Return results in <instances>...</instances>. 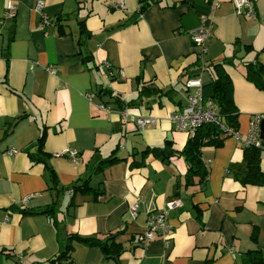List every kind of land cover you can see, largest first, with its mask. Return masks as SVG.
<instances>
[{
    "label": "crops",
    "instance_id": "obj_1",
    "mask_svg": "<svg viewBox=\"0 0 264 264\" xmlns=\"http://www.w3.org/2000/svg\"><path fill=\"white\" fill-rule=\"evenodd\" d=\"M39 1L0 0V264H49L72 234L115 236L124 252L107 258L99 246L73 241L71 264H247L253 252L264 264V186L235 178L245 172L241 140L202 149L206 184H187L183 156L144 153L167 141L185 148L189 134L169 117L187 107L188 80L214 81L216 63L233 81L238 130L247 139L252 117L264 114V91L246 78L248 65L264 66V0L257 18L237 14L233 0H41L52 20L45 28ZM143 1L149 4L140 12ZM203 14L215 27L201 57L190 32ZM104 62L122 73L110 80ZM143 86L160 93L139 99ZM116 97L131 103V115L158 125L139 130L116 109ZM40 139L44 159L35 161ZM69 148L79 152L78 164L64 155ZM111 155L121 161L95 173ZM86 179L98 198L73 193ZM173 199L183 205L168 213L172 234L140 244L148 214Z\"/></svg>",
    "mask_w": 264,
    "mask_h": 264
},
{
    "label": "trees",
    "instance_id": "obj_2",
    "mask_svg": "<svg viewBox=\"0 0 264 264\" xmlns=\"http://www.w3.org/2000/svg\"><path fill=\"white\" fill-rule=\"evenodd\" d=\"M141 4L140 12H143L149 2L147 3L146 1H143ZM213 72L215 76L214 81L210 85H206L203 88L204 98L213 100L217 104L221 115V123L232 129L230 131H223L217 124L203 125L197 130L194 136H190L189 141L181 152L174 150L171 143L168 141L164 148L147 149L144 152L145 154L152 153L154 156L167 161L174 156H183L188 163V170L186 174V181L188 185H194L196 179H198L201 184H206L207 182L209 171L207 165L204 164L202 160V149L207 146L218 148L223 144L225 139L233 137V131H239L240 111L235 104L233 81L222 63L214 64ZM246 78L258 89L264 91V66H253L252 64L248 65ZM153 93L159 94L160 91L155 88L150 89L149 86H143L140 90L139 99L150 94L152 95ZM115 103L118 105L116 109L120 108V110L129 108L131 104L129 102L125 103L124 101H121L118 97L115 98ZM39 143L37 154L32 155L35 161H41L44 159L41 151L44 145L43 139H40ZM263 153L264 141L262 142L261 147H257L256 145L245 146L243 152L245 172H235V178L244 186H264V173L261 170ZM120 161L121 160L118 157L111 155L100 161L95 173L103 172L108 167H111ZM52 170L51 174L53 175L54 171ZM73 193H81L84 195L94 194L95 198H98L99 195H101V192H98L90 186V179L78 180L74 184ZM49 211L51 210H44L43 212ZM73 241H78L89 246H99L103 249L107 258H117L124 252L123 247L115 243V236H110L106 241H102L96 237L85 238L77 234H72L66 239H60V253L53 260H51L49 264H71L70 254L74 249ZM247 256V264H262L260 254L258 252H253Z\"/></svg>",
    "mask_w": 264,
    "mask_h": 264
},
{
    "label": "built area",
    "instance_id": "obj_3",
    "mask_svg": "<svg viewBox=\"0 0 264 264\" xmlns=\"http://www.w3.org/2000/svg\"><path fill=\"white\" fill-rule=\"evenodd\" d=\"M237 14L245 16L247 18H257V2L258 0H233ZM45 4L43 1H39L35 6V12L42 17V26L47 27L52 20L43 12ZM117 7V6H115ZM218 7L215 5L214 8ZM7 16L10 18L15 17V6L9 3ZM200 26L190 32L192 40L196 46L201 49V57L207 53V43L213 36L214 22L208 15L203 14L200 16ZM104 69L106 75L110 80L115 77V74H121L122 72H115V69L109 62H104ZM111 88V85L108 86ZM203 82L199 79H191L186 83L187 100L188 105L181 111L174 112L169 117V120L175 130L187 132L189 136H194L199 128L207 124H217L223 131H230L232 128H228L225 124L221 123V115L217 104L210 99H205L203 94ZM99 110L109 115L112 109L106 106L104 103H100L97 106ZM123 118L128 122H133L139 130L147 127L157 126L159 123L158 118L154 117H135L130 114L128 108L119 111ZM264 121V114H257L252 117L250 123V131L247 139L242 140L239 131H233V137L241 140L244 146L256 145L262 146L263 140L261 139V124ZM16 153L15 150L9 152L10 155ZM69 159L78 164L80 161L79 152L73 149H67L64 152ZM29 199V198H27ZM182 202L179 199H173L170 201L166 208L161 211H155L147 216L146 225L144 231L137 236L138 242L142 245H146L157 239H167L173 232V225L170 223L168 213L172 210L182 207ZM140 211V199L132 205L130 215L132 219H136Z\"/></svg>",
    "mask_w": 264,
    "mask_h": 264
},
{
    "label": "water",
    "instance_id": "obj_4",
    "mask_svg": "<svg viewBox=\"0 0 264 264\" xmlns=\"http://www.w3.org/2000/svg\"><path fill=\"white\" fill-rule=\"evenodd\" d=\"M261 139L264 141V121L261 124Z\"/></svg>",
    "mask_w": 264,
    "mask_h": 264
}]
</instances>
